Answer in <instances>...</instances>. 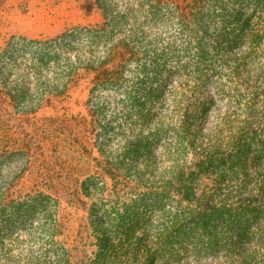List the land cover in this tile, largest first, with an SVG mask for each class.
<instances>
[{"label": "trees", "instance_id": "obj_1", "mask_svg": "<svg viewBox=\"0 0 264 264\" xmlns=\"http://www.w3.org/2000/svg\"><path fill=\"white\" fill-rule=\"evenodd\" d=\"M212 3V0H85L83 4L86 11L97 8L103 16L101 23L83 27L93 46H99L98 54L82 47L73 56L79 60L77 66L91 74V91L105 86L120 87L127 63L136 62L147 51L145 48L153 47V65L156 67L159 60L170 58L167 73L173 74V78L174 73L178 76L171 86L174 92L169 103L171 116L153 117L154 109L162 101L154 100L149 94L150 106L146 107V98L129 91L125 95L128 104L122 102V106L136 105L137 109L132 116L124 118L113 112L105 126L99 108L107 105L118 108V104L104 95L88 98L86 115L57 114L49 118L53 122L37 121L35 114L43 100L64 95L70 86V74L79 67L73 69L71 65L68 71H52L53 82L44 85L40 66L48 60L45 51L37 58L30 57L32 71L29 72L35 75L34 84L26 83V77L20 78L8 65H0V159L13 155L25 158L21 171L0 178V264H73L70 248L59 236L65 230L60 205L66 200L64 193L59 195L54 189L57 180L62 179V175L55 176L54 168L65 160L72 161L73 154L84 156L87 139L98 141L102 129L105 139L117 136L127 139L129 135L133 143L132 147L127 143L128 149L112 141L98 143V156L92 158L93 163H87L91 171L77 176L74 185L62 190L91 198L87 214L96 250L90 257L92 260L82 264H117L121 259L118 250L128 258L134 249L140 256L137 264H146L147 260L168 264L175 251L184 249L169 244L174 242L169 239L182 222L192 227L191 240L195 237L196 251L209 248L216 252L221 245L233 258V264H264V202L257 200V193L264 192V168L260 167V179L246 197L230 199L225 194L232 195L244 186L246 169L252 166L248 155L251 141L256 133L264 131V0L249 4L252 9L248 18H237L240 20L237 26L243 24L246 29L230 32L226 28L215 29L213 40L206 43L207 18L210 11H215ZM61 50L72 54L69 47ZM52 53L56 65L59 53ZM261 58L263 67L258 75L253 65ZM150 71L154 72V67ZM161 81L164 87H153L150 93L165 96L167 80ZM211 82L220 85L229 98L237 100L238 112L218 119L213 131L201 138L203 146H198L199 136L190 133V129L198 126L199 109L208 112L209 107L207 101L194 98L201 86L206 90ZM19 104H25V109H19ZM190 107L195 108L194 114H189ZM24 117L28 119L24 121ZM167 123H172L179 132L159 161L161 169L156 173L159 165L155 163L159 162L155 159L147 162L139 151L154 153L152 139ZM256 144L261 146L260 142ZM129 148H135V153ZM45 165L48 173L43 171L39 182L27 191L18 189L24 171L33 174ZM146 172L151 176H146ZM44 179L49 183H43ZM219 192L221 199H217ZM149 193L157 194L162 205L169 196L176 198L178 209L184 210L181 218L174 213L170 220L153 222L157 229L154 245L146 242L147 230L142 228L151 224L150 216L139 212V205H145L143 197ZM105 199H110L108 205L104 204ZM182 202L187 206L182 207ZM238 209H241L239 232L243 231L247 237V248L234 247V239L229 236L221 243L220 227L213 220L221 212L230 219ZM138 227L141 230L136 235ZM131 236L135 242L132 248L122 242Z\"/></svg>", "mask_w": 264, "mask_h": 264}, {"label": "rangeland", "instance_id": "obj_2", "mask_svg": "<svg viewBox=\"0 0 264 264\" xmlns=\"http://www.w3.org/2000/svg\"><path fill=\"white\" fill-rule=\"evenodd\" d=\"M172 1L178 2L181 0ZM212 1L211 8H214L215 11H210L207 18L206 28L208 35L205 36L206 43H210L213 40L215 29L226 28L227 32H230L233 29H236V31L238 29L241 31L246 29V26L243 24L237 26V24L240 23V20L238 21L237 18H248V14L250 15L252 9L249 4H255L262 0ZM84 3L85 0H0V65H8L7 67L12 71H16L20 78L26 77L24 80L26 83L34 84L36 81L35 75H31L29 72L32 71L29 70L31 65L30 57L34 56L37 58L39 53L45 51L46 54H48L45 58L48 60L44 61L40 66L42 71L41 74L43 75L41 83L44 85L49 83H47V81L53 82L50 79L52 71H64L67 70V67L70 68L71 65H73V69L79 67L77 68L76 73L73 72L70 74V86L64 95L52 96L47 100H43L41 107L38 108L37 113L35 114L37 121H45L46 123L53 122V120L50 121L49 118H53L52 116L57 114L70 116L86 115L88 110V98L91 95H94V97H101L104 95V97L115 99V103L118 104V108H113L114 106L111 107L109 105L105 107L101 106V108H99L100 116L104 117L102 118L104 119L102 125L105 126L108 124L107 120L111 118L113 112H117L119 117L124 118L126 115L132 116L135 109H137L136 105H133L132 107L122 106V102L123 104H128L125 95L126 92L129 91L136 96L139 95L141 98H146V107L150 106L149 99H147L149 94L154 97V100L162 101V104L157 109H154L155 115L153 117H164L165 115L171 116V113L169 112V103L174 93L171 86L173 80L178 76L177 73H174L173 78V74L168 75L167 73V69L170 67V58L159 60L156 67L153 65V52H151L155 51L153 47L145 48L147 51L142 54L136 62L127 63L126 75L120 87L114 89L105 86L97 91H91V74L84 69H80V66H77L79 60L76 59L77 57L74 58L73 56L80 53L79 51H81L82 47H86V49L89 47L94 51V55L98 54L99 50L97 49L100 48L97 47L99 46H93L90 40V35L84 34L83 27L101 23L103 21V16L97 8H93L91 11H86L83 8ZM64 46L69 47L72 54H68L61 50ZM54 51H58L59 53L56 65L53 64L55 57L52 52ZM80 59L83 61V58ZM144 66L145 70H143ZM152 67H154V72L150 71ZM262 67V58L256 59L253 65V70L258 73ZM258 75H260V73H258ZM14 78L15 76H12V79ZM161 78L167 80L164 89L165 96L164 94L161 96V94L155 92L150 93L151 88L153 87H164ZM32 93L36 96L35 91ZM196 94L197 98H194V100L200 97L199 100L207 101L206 105L209 107L208 112H204L201 108L199 109L200 118L198 117L199 119L197 120L198 126L193 130L190 129V133H195L199 136L196 145L203 146L200 143L201 138L207 137L206 133L208 131H213V126L217 123L218 119H221L224 115H232L233 112H238V103L236 102V99L229 98L227 92L220 87V85H216V83L213 82L210 83L209 88L206 90L201 86ZM101 100L102 99H100V101ZM18 107L19 109H25V104H19ZM194 109V107H190L191 112L189 114H194V112H196H193ZM27 119L28 117L23 118L24 121ZM61 126L63 129L65 124L61 122ZM127 127L134 129V127L130 125ZM137 130L138 128H136V131ZM63 131L65 132V135L68 134L65 129H63ZM177 131L178 130L172 123H167V125L163 126L161 133L155 139H152L151 145L153 146L154 153L142 150L141 152L139 151V154L141 153L140 156L142 155L147 162L154 159L159 162L163 156L167 154L169 147L174 144L176 133L179 132ZM104 132V129L100 131L101 138L98 139V141L96 138L87 139L85 150H83L84 156L79 158L78 154H73L72 161L65 160L54 168L55 176L62 175V179L57 180L58 184L55 185L54 189L59 195L64 193L63 197L66 200L60 205V217L61 221L65 223V230L63 229V232H61L62 234L59 236L63 243L70 248V254L72 257L71 261L73 264H82L87 260L89 261L90 257L93 256V253L96 250V240L91 235L92 232L88 223L89 219L87 214L91 205V198L76 196L72 190L65 192H62V190L70 184L74 185L77 176L86 175L91 171L92 167L87 163L89 161L93 163L94 160L92 158L98 156L96 151V145H98V143L108 144L112 141L117 144L119 143L121 147L125 146V148L128 147V144H130L129 147H132L131 143H133V139H131L129 135V137H126L127 139H121L118 136L113 139H105L103 138ZM73 140L76 142L81 141V139ZM96 141L97 143L95 144ZM251 142L252 144L248 155L251 156L252 166L250 165L251 167L246 169L247 177L244 186L239 191L232 195H230L229 192H225L230 199L246 197V193L254 188V183H257L260 179V167L264 168V131L256 133V138L252 139ZM259 142L261 143V146L256 144ZM129 149L133 153L136 151L135 148ZM84 157L85 159H83ZM24 161L25 158L22 155L1 158L0 178L6 174H17L19 170L21 171L23 168ZM132 161L129 160V162ZM45 162L48 166L50 163L49 156L46 157ZM46 165L44 168L33 174L24 171V177L21 178V183L18 184L20 185L18 189L27 191V189H30L29 187H31V185L36 184L37 181L39 182L41 180L40 175L43 171L44 173H48ZM156 165H159V168H156V173H159L161 169L160 162L159 164L155 163V166ZM262 174L264 176V173ZM149 175L151 176V173L146 172V176ZM44 182L49 183L46 179L43 180V183ZM142 192V190L139 191V195ZM221 195L222 193L219 192L217 199H221ZM257 196L259 202H264V192H258ZM143 198L146 206L140 204L139 212L149 215L151 224L144 225L142 228L147 230L146 242L149 245H154L155 231H157V229L156 227L154 228L153 222L161 221V219L163 221L170 220L174 213H177L179 218H181L184 214V210L178 209V203L175 201L176 198L170 196L167 199V203H164L163 205L159 203L158 196L155 193H149ZM109 200L105 199L104 204L108 205ZM180 205L182 207L187 206L185 202H182ZM145 207H147V210ZM240 214L241 209H238L232 218L229 219L227 213L221 212L216 214L213 220L217 222V225L220 227V230L218 231L221 243H223L225 238L229 236L234 239V247L239 246L247 248V237L244 236L243 231L239 232L238 221L240 219L238 216ZM191 228L192 227L187 222H182L169 239V241H174L169 242V244L172 243L170 245H181L184 249L180 248L178 251H175L174 258L171 262H168V264H233V258L227 255L221 245L216 252H213L209 248H201L196 251V246L193 244L195 237L191 240V237L194 235ZM139 229L141 230V228L138 227L136 235L140 233ZM194 232L195 234L197 233L196 231ZM122 242L124 245L132 248L134 238L131 236L129 240L124 239ZM168 249L169 247L167 250ZM118 253L121 259L118 260L117 264H137L140 261V256L136 249L129 254L128 258L126 257L127 254H123V251L118 250ZM90 260H92V258ZM146 264L164 263H157L155 261L150 262V260H147Z\"/></svg>", "mask_w": 264, "mask_h": 264}]
</instances>
